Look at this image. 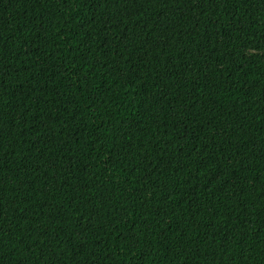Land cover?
Here are the masks:
<instances>
[{
    "label": "trees",
    "instance_id": "16d2710c",
    "mask_svg": "<svg viewBox=\"0 0 264 264\" xmlns=\"http://www.w3.org/2000/svg\"><path fill=\"white\" fill-rule=\"evenodd\" d=\"M0 264H264V0H0Z\"/></svg>",
    "mask_w": 264,
    "mask_h": 264
}]
</instances>
